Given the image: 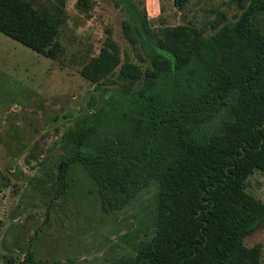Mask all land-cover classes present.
<instances>
[{
	"label": "trees",
	"instance_id": "1",
	"mask_svg": "<svg viewBox=\"0 0 264 264\" xmlns=\"http://www.w3.org/2000/svg\"><path fill=\"white\" fill-rule=\"evenodd\" d=\"M115 2L132 16L123 28L147 65L122 62L111 39L84 65L92 83L117 84L115 75L121 83L65 132L72 154L60 179L80 163L105 213L158 182L155 236L119 264H261L245 239L264 224V202L245 182L264 173V33L252 22L264 0L211 35L188 25L152 28L135 0ZM0 33L55 54L58 24L28 0H0ZM222 116L218 129H205ZM17 264L59 263L28 251Z\"/></svg>",
	"mask_w": 264,
	"mask_h": 264
},
{
	"label": "rangeland",
	"instance_id": "2",
	"mask_svg": "<svg viewBox=\"0 0 264 264\" xmlns=\"http://www.w3.org/2000/svg\"><path fill=\"white\" fill-rule=\"evenodd\" d=\"M58 24L55 54H38L0 33V264H17L28 251L37 261L119 264L136 256L156 232L159 184L154 181L121 211L101 210L97 188L82 165H60L72 146L64 134L99 107L117 84L92 83L81 70L111 39L121 60L147 65L128 42L124 22L133 18L115 0H28ZM251 0H135L152 28L195 26L211 35L235 23ZM252 22L264 33V13ZM145 60H144V59ZM226 116L206 130L218 129ZM245 189L264 202V173ZM264 264V224L245 239Z\"/></svg>",
	"mask_w": 264,
	"mask_h": 264
}]
</instances>
